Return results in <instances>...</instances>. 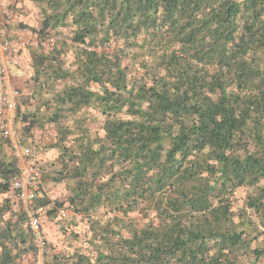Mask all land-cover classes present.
<instances>
[{
    "label": "trees",
    "instance_id": "trees-1",
    "mask_svg": "<svg viewBox=\"0 0 264 264\" xmlns=\"http://www.w3.org/2000/svg\"><path fill=\"white\" fill-rule=\"evenodd\" d=\"M21 1L19 144L57 155L26 204L0 138V264H36L32 217L43 264H264V0Z\"/></svg>",
    "mask_w": 264,
    "mask_h": 264
},
{
    "label": "built area",
    "instance_id": "built-area-1",
    "mask_svg": "<svg viewBox=\"0 0 264 264\" xmlns=\"http://www.w3.org/2000/svg\"><path fill=\"white\" fill-rule=\"evenodd\" d=\"M2 17L8 15V10L4 8L1 12ZM0 30V138L8 140L9 145L13 148V157L18 164V173L8 180L10 185V195L13 196L17 192L18 198L24 203L28 204L33 200L35 189L41 177V172L33 164L32 153L29 147H21L18 143V130L16 128L17 109L19 105V98L22 90L29 89L26 84L28 76L23 66L20 57H14L10 50L18 43L27 40L21 36L17 39H10L7 36L3 37ZM59 39L58 36H53L45 42L39 43L42 50H46L48 45ZM15 68V74L10 73L9 65ZM24 82L20 86V83ZM30 90V89H29ZM68 212L60 211V216L66 217ZM32 226L36 231V242L39 247L36 264H43V248L45 246L44 240L38 231V223L32 217Z\"/></svg>",
    "mask_w": 264,
    "mask_h": 264
},
{
    "label": "rangeland",
    "instance_id": "rangeland-1",
    "mask_svg": "<svg viewBox=\"0 0 264 264\" xmlns=\"http://www.w3.org/2000/svg\"><path fill=\"white\" fill-rule=\"evenodd\" d=\"M30 7V6H28ZM33 7V6H32ZM27 9L28 13L24 15V18H22V22H24L25 24L29 25V26H35L38 27L40 22L37 19V16L35 14V11H32V9ZM17 21H20L19 18L16 19ZM16 23V21L14 22ZM17 26V25H16ZM16 29L18 30L19 28L16 27ZM20 31V30H19ZM22 32V31H21ZM23 35H21L22 38H26L27 40L30 41H25V42H18L11 50L10 52H12L15 49H18V47H21V51L24 52L23 56L20 54H18V57L21 58L23 66L25 68V71L27 73V76L30 75V71H31V66H32V58H31V54L30 51L32 49H34L37 46V40L33 35H29L26 34L24 32H22ZM10 39H17L19 38V36H11L9 37ZM61 85H63V83H61ZM54 127L52 125H47L45 126V128L43 129H35L34 133L36 134L35 141L34 143L31 144V140L28 139V144L27 146L31 148L32 150V162L33 164H37L39 165V162L45 163L46 161H51L56 155H57V151L55 149H49V150H43V149H39L36 150L35 148V144H39V146L42 145H48L53 143V138H54ZM18 143H19V137L17 139ZM46 149V148H45ZM4 152L6 153V156L9 157H13V148L10 145H6L4 147ZM45 190L46 192L50 195V196H58L60 194V189L56 186V185H45ZM60 196V195H59ZM44 226L47 230V239L50 240L51 242H53L56 246L57 249L61 248V243H60V239H59V231H58V227L53 223V222H49V221H45L44 222Z\"/></svg>",
    "mask_w": 264,
    "mask_h": 264
},
{
    "label": "crops",
    "instance_id": "crops-1",
    "mask_svg": "<svg viewBox=\"0 0 264 264\" xmlns=\"http://www.w3.org/2000/svg\"><path fill=\"white\" fill-rule=\"evenodd\" d=\"M17 2L18 4L14 6ZM28 6L32 7L30 4H27L26 1L22 2L21 0H0V30L2 31V34L5 37L7 36L9 38L11 36L17 37V36L22 35V32H21L22 30L16 29V27H18V22H19L16 19L19 18V20L22 21V18H24V15L28 13L27 9L31 10V8ZM4 8L8 10V15L6 18L4 16L2 17L1 15V12ZM32 11H35V8H33ZM15 21L16 23H14ZM21 50H22L21 47H18V49L13 50L11 54L14 57L18 56V54L19 55L21 54L23 56L24 52ZM9 67H10V73L14 75L16 71L15 68L11 64L9 65ZM30 68H31V71H30V75L28 76L26 84L32 89L33 85L36 84L35 74H36V70L38 71V69L33 64ZM22 84L24 85V82L20 83V86ZM44 95H46V93H43L42 96Z\"/></svg>",
    "mask_w": 264,
    "mask_h": 264
},
{
    "label": "clouds",
    "instance_id": "clouds-1",
    "mask_svg": "<svg viewBox=\"0 0 264 264\" xmlns=\"http://www.w3.org/2000/svg\"><path fill=\"white\" fill-rule=\"evenodd\" d=\"M20 36H21V35H20ZM20 36H19V37H20Z\"/></svg>",
    "mask_w": 264,
    "mask_h": 264
}]
</instances>
